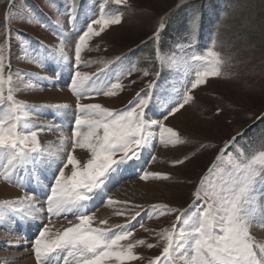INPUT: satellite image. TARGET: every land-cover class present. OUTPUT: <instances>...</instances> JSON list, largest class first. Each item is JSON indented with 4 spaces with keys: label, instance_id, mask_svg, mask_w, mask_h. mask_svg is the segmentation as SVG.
Returning <instances> with one entry per match:
<instances>
[{
    "label": "snow or ice",
    "instance_id": "6c2138e0",
    "mask_svg": "<svg viewBox=\"0 0 264 264\" xmlns=\"http://www.w3.org/2000/svg\"><path fill=\"white\" fill-rule=\"evenodd\" d=\"M106 2L101 0L98 13L82 9L86 19L82 29L74 26L73 30L78 32L75 37H65L63 31L54 33L61 40L60 53L65 50V40L74 49L72 63L65 68L63 62L68 57H63L53 73L57 78L63 71L68 73L65 83L76 98V112L70 119L64 118L68 105L58 104L52 106L60 110V114L54 113L52 117L58 121L56 124L36 126L32 123V117L44 106L28 105L16 98L21 89L14 84V77H31L11 68V29L6 36L7 44L0 45V179L28 193L17 201L0 203V228L16 234L11 226L3 223L11 218L13 224L21 226L20 234L24 236L23 241H9L5 247L21 242L30 244V248L24 250L32 252L35 264H132L144 259L135 251L138 247L152 249L162 242L160 255L149 258L147 264H264V243H258L251 231L253 225L264 228V149L247 156L241 151L234 156L228 146L236 137L228 141L217 154L209 173L201 178L189 205L193 210L187 215L179 208L159 203L152 204L143 217L140 211L129 215V201L114 200L108 195L126 173H135L136 169H139L138 178L143 181L170 179L168 174L148 172L145 167L155 161L157 143L165 148L189 143L188 138L164 121L193 103L196 99L193 92L197 88L206 85L209 79L224 75L229 58L217 50L215 39L203 48H196L200 17L193 13L188 22L187 39L163 50L170 55L162 54L160 48L163 23L150 37L156 47L154 56L148 59L158 62L161 68H182V73L192 74L178 95L164 87L163 82L157 85L160 71L144 68L140 69L141 79L149 76L152 79L145 81L123 109L83 103L100 96L116 97L126 87L137 83L136 80H130L129 85L123 83L138 70L135 65L112 75L105 68L91 73L82 70L93 63L83 54L98 50V45H91L92 39L123 22L124 10L105 11ZM114 4L127 5L128 0H114ZM66 14L70 22L79 23L74 6L69 7ZM34 22L45 24L39 19ZM173 49L183 50L180 62ZM30 51L22 46L21 56H28ZM121 59L116 57L110 63ZM44 63L47 61L41 62ZM219 112L217 109L215 114ZM53 129L59 132V145L55 150L51 145H42L40 140V132ZM78 149L86 154L83 158L77 157ZM146 151L149 155L144 164L129 165V161H141ZM186 159L187 156L174 160L173 164H183ZM97 201L100 205L116 206L113 214L126 217L127 222L109 224V218L97 219ZM38 213L47 215L37 216ZM164 216H175V220L159 231L144 229L159 238L156 244L131 239L139 228H144L147 220ZM30 218L34 226L37 219L47 220L46 224L36 227L31 238L26 231ZM60 219L67 220V226L54 230L55 221Z\"/></svg>",
    "mask_w": 264,
    "mask_h": 264
},
{
    "label": "rangeland",
    "instance_id": "374dc122",
    "mask_svg": "<svg viewBox=\"0 0 264 264\" xmlns=\"http://www.w3.org/2000/svg\"><path fill=\"white\" fill-rule=\"evenodd\" d=\"M29 1L31 0H12V4H9V0H0V45L7 44L6 36L8 30L11 29V68L28 73L31 77V79L29 76L14 77V84L21 89L16 93V98L28 105L44 106L40 109L39 117L38 114L32 117V123L36 126H51L58 122L52 118L54 113L59 114L58 111H60L53 108V105L66 104L68 105L66 110H71L73 114L76 112L75 96L65 81L60 82L62 76L57 78L53 74L55 66L66 53L70 58L69 65L72 63L74 49L65 40V50L60 53L58 49L61 40L54 33L63 31L65 37H75L78 32L73 30L74 26L78 29L84 27L86 18L82 14V9H91L93 13H98L97 6L101 0H32L37 6L38 15L41 16L39 18L27 7L26 4ZM229 1L128 0L127 5L117 6L114 4V0H107L105 4V11L108 12L112 9H123V22L111 26L100 37L92 39L91 45H98V50L83 54L93 63L88 67H82V70L91 73L105 68L109 75L119 74L122 70L127 69V64L130 65L128 55L141 53L132 61L135 67L138 65V70L123 80L125 85H129L130 80H136L137 83L126 87L116 97L100 96L94 100H84L83 103H101L108 108L123 109L133 99L136 92L144 86L145 81L152 79L151 76L141 79L140 69L144 68L153 72L160 71L161 75L157 79V85L159 86L163 82L164 87L178 95L182 85L186 79L191 78L192 74L191 72L182 73V68H161L158 62L148 59V57L154 56L156 47L150 37L163 23L165 27L161 30L160 48L162 54L170 55V53H164L163 50L187 39L188 22L193 13H198L200 17L199 43L204 42L205 45H208L210 40L220 38V47H217V50L229 58V66L223 69L224 75L220 78L209 79L206 85L197 88L193 92L196 97L195 101L164 121L167 126L188 138L189 143L168 148L157 143L154 151L156 159L147 163L145 167L148 172L168 174L170 179L149 178L148 181H143L138 178L139 169H136L135 173H126L124 179L111 187L108 195L112 199L130 202L129 215L140 211L141 217H143L148 213L152 204L158 203L179 208L187 215L193 210V208H189V205L193 202L194 192L201 178L209 173V169L216 161L217 154L221 148L226 147L228 141L236 137V140L228 146V151L234 156L241 151L247 156L264 149V119H262L264 116V12L261 8V4L264 5V0H235L234 4ZM71 6L76 8L78 24L70 22L66 14ZM221 9H225V11L220 12ZM218 14L221 15L219 18ZM6 16L8 18L7 25ZM37 19L44 21L45 24L35 23L34 21ZM30 20L33 22H29ZM93 27L98 28L99 26L93 25ZM214 31L215 36L213 35ZM229 43L232 45L231 49L226 48L229 47ZM40 44H43L44 47L41 48ZM22 46L32 50L26 57L21 56ZM173 51L176 53L177 61L180 62L183 50L173 49ZM5 54L9 55L7 47ZM252 54L256 55L252 57ZM116 57H121V61L110 63L115 61ZM55 60H57V64L53 67ZM42 61H47V63L42 65ZM64 63L65 60L63 66ZM154 63L157 64V69L153 68ZM118 64L120 67H117ZM100 74L104 75L103 72ZM51 92L67 93L68 102L54 103L51 101L53 99ZM35 97L38 99L34 100ZM217 109L220 110L219 115L215 114ZM43 132L50 134V131L47 130L40 132L42 145H54L51 147L52 150H55V144L51 143V140L43 139L41 135ZM66 133L69 134L68 131ZM80 152L82 150L79 149L76 152L78 158H81L79 157ZM148 155L147 151L142 153L141 161H129V165L144 164ZM186 156L188 159L185 163L173 164L174 160L184 159ZM1 185L15 191L11 198H1L0 203L17 201L28 194L25 189H19L2 179H0ZM199 203L200 201H196V204ZM135 204L143 207L139 209L131 207ZM98 205L95 211L97 219L109 218V224L127 222L126 217L113 214L116 206L109 207L106 204L100 205V203ZM42 215L47 214L42 213ZM37 216L40 215L37 214ZM102 216L104 217L102 218ZM141 217H137V220ZM174 220L175 216L149 219L145 222L144 228H139L131 239H145L149 243L156 244L159 238L144 229L159 231L163 227L170 226ZM30 221L31 218L27 224L29 228L27 227L26 230L29 238L34 235L36 227L47 223V220L37 219L34 226ZM61 221L67 223V220L63 219L55 222ZM3 223L10 224L7 220ZM132 223L135 224L136 221H132ZM11 227L16 234L0 228V264H23L26 260H34L32 252L24 250L30 248V244L21 242L15 246L5 247L9 241L24 240V236L20 234L21 228H14L13 224ZM177 227L179 228V225ZM251 231L258 243H264V228L253 225ZM8 236L18 237L19 240L17 238L9 240ZM162 247V242L159 247L152 249L138 247L135 251L144 259L134 261L132 264H147L149 258L160 255Z\"/></svg>",
    "mask_w": 264,
    "mask_h": 264
},
{
    "label": "bare ground",
    "instance_id": "6f19581e",
    "mask_svg": "<svg viewBox=\"0 0 264 264\" xmlns=\"http://www.w3.org/2000/svg\"><path fill=\"white\" fill-rule=\"evenodd\" d=\"M64 57H68V59H66L65 60V63H64V67L66 68V67H68L69 66V61H70V58H69V55L66 53L65 54V56ZM57 64V60H55V64L53 65V67L55 66ZM49 65V64H48ZM49 67V66H48ZM51 79V78H50ZM67 79H68V73H67V71H63V73H62V77L60 78V82L61 83H63L64 81H67ZM52 80V79H51ZM50 80V81H51ZM44 81V80H43ZM48 81V80H47ZM58 81V80H57ZM43 83V82H42ZM51 95H53V99L51 100V101H53L54 103H57V102H59V103H67L68 101V96H67V93H65V92H61V93H57V92H51ZM36 98V97H35ZM38 98H36V99H34V100H37ZM63 103V104H64ZM66 113H67V115H66V117H64L65 119H70L72 116H73V112L71 111V110H64ZM40 111H39V113H38V117L40 116ZM58 113L60 114V111H58ZM41 121H45L44 119H40ZM47 121V120H46ZM55 124V123H54ZM67 130H65V135H67ZM42 137H43V139L45 138V139H47V140H51V143L53 142L54 144H55V147L57 148L58 147V145H59V132L57 131V130H55V129H53L52 131H50V134H48V132H43L42 134ZM44 139V140H45ZM48 145V144H47ZM52 146V145H51ZM54 146V145H53ZM52 146V147H53ZM54 147V148H55ZM78 156V155H77ZM85 156V153L82 151V152H80L79 153V157H81V158H83ZM24 183L25 184H27V180H25L24 181ZM14 189H8L6 186H4V185H1L0 186V199L1 198H11V196L14 194ZM13 198H15V197H13ZM4 199V200H5ZM97 203H98V201H97ZM108 212V211H107ZM99 213H101V212H99ZM98 213V214H99ZM103 213V212H102ZM39 215V214H38ZM100 215H102V214H100ZM108 215V214H107ZM100 217V216H99ZM104 216H102V218H103ZM101 218V217H100ZM105 218V217H104ZM8 221V220H7ZM62 222V223H61ZM61 222H55V228H54V230L55 229H59L60 227H64V226H66L67 225V223H64L63 221H61ZM9 223L12 225V222H10L9 221ZM5 225L7 224V223H4ZM9 224V225H10ZM28 224V223H27ZM29 225H27V227H28ZM29 228V227H28ZM9 237V236H8ZM17 239H18V237H16ZM16 238L15 237H9L8 239L9 240H12V239H15L16 240ZM22 238V237H21ZM19 240V239H18ZM24 253V252H23ZM23 253H21V255H23ZM26 253H28V252H26ZM19 255V254H18ZM23 257H26V256H23ZM4 259V258H3ZM5 262V261H4ZM23 264H35V261L33 260V259H29V260H26V262H24Z\"/></svg>",
    "mask_w": 264,
    "mask_h": 264
},
{
    "label": "trees",
    "instance_id": "16d2710c",
    "mask_svg": "<svg viewBox=\"0 0 264 264\" xmlns=\"http://www.w3.org/2000/svg\"><path fill=\"white\" fill-rule=\"evenodd\" d=\"M74 1H77V0H74ZM203 1V0H202ZM239 1V0H238ZM230 3H233L234 4V2H236L235 0H230L229 1ZM27 7L29 8V10L35 15V16H39L38 15V13H37V6L32 2V1H29V2H27ZM111 9L113 8V7H110ZM251 8H254V7H251ZM261 8H262V11L264 12V5L263 4H261ZM114 9H112L111 11H113ZM222 10H224L225 11V9H221L220 10V12L222 11ZM223 11V12H224ZM222 12V13H223ZM220 14V13H219ZM218 14V18H219V16H221V15H219ZM226 15V14H225ZM220 20V19H219ZM167 29V28H166ZM166 29H165V31H166ZM255 36H257V34H255ZM217 40V47H220V42H221V39L220 38H218V39H216ZM224 43H225V41H224ZM233 43V42H232ZM236 43H237V40H236ZM234 44V43H233ZM196 48H203L204 46H206L205 45V43L203 42V43H199V41L197 40V43H196ZM226 46V45H225ZM231 44L229 43V47L227 46L226 48H228V49H231ZM139 54H141V53H139ZM139 54L137 53V54H130V55H128L127 56V58H128V63L130 62V65H133V60L135 59V58H137L138 56H139ZM256 54H252L251 56L253 57V56H255ZM129 64H127L126 65V67L128 66H130ZM138 67V65H136V68ZM151 67V66H150ZM153 68L154 69H157V64L156 63H154V65H153ZM262 119H264V116H263V118ZM238 138V137H237ZM229 149H230V147H229Z\"/></svg>",
    "mask_w": 264,
    "mask_h": 264
},
{
    "label": "crops",
    "instance_id": "0c3cea01",
    "mask_svg": "<svg viewBox=\"0 0 264 264\" xmlns=\"http://www.w3.org/2000/svg\"><path fill=\"white\" fill-rule=\"evenodd\" d=\"M32 1V0H31ZM33 2V1H32ZM27 5V4H26Z\"/></svg>",
    "mask_w": 264,
    "mask_h": 264
}]
</instances>
